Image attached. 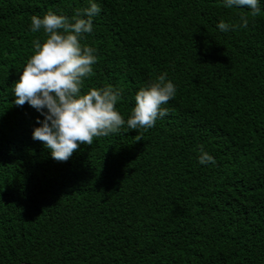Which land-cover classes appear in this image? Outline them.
Here are the masks:
<instances>
[{
  "label": "trees",
  "instance_id": "1",
  "mask_svg": "<svg viewBox=\"0 0 264 264\" xmlns=\"http://www.w3.org/2000/svg\"><path fill=\"white\" fill-rule=\"evenodd\" d=\"M90 2L101 11L81 44L97 62L82 94L119 89L126 121L159 75L176 93L154 127L125 124L57 162L32 138L43 117L16 106L13 87L44 42L31 17L71 21ZM258 5L252 17L223 0H0V264H264ZM201 146L214 165L199 163Z\"/></svg>",
  "mask_w": 264,
  "mask_h": 264
},
{
  "label": "clouds",
  "instance_id": "2",
  "mask_svg": "<svg viewBox=\"0 0 264 264\" xmlns=\"http://www.w3.org/2000/svg\"><path fill=\"white\" fill-rule=\"evenodd\" d=\"M223 6L248 8L252 17L261 11L258 0H223ZM100 11L98 4L90 2V7L77 9L71 21L51 11L43 18L31 17V31L43 30L44 42L33 41L34 54L14 83V104L27 103L43 117L37 119L40 126L34 128L32 138L42 142L57 162H66L80 145H92L94 138L118 133L125 124L131 130L154 127L158 118L169 114L161 106L176 93L167 73L159 75L155 82L137 92L135 107L126 121L116 110L121 98L119 89L92 88L82 94L84 79L93 75L97 57L93 48L82 46L81 40L93 31L92 17ZM240 19L246 28L248 17L241 15ZM217 27L225 32L232 26L222 20ZM198 160L201 165L216 163L202 146Z\"/></svg>",
  "mask_w": 264,
  "mask_h": 264
}]
</instances>
